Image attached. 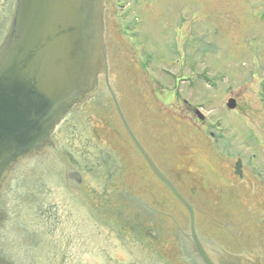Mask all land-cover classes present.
<instances>
[{
  "label": "flooded vegetation",
  "instance_id": "obj_1",
  "mask_svg": "<svg viewBox=\"0 0 264 264\" xmlns=\"http://www.w3.org/2000/svg\"><path fill=\"white\" fill-rule=\"evenodd\" d=\"M123 1H104L110 92L72 109L52 146L21 167L6 194L1 239L10 264H122L115 251L127 253L129 264H205L201 254L215 263L229 255L264 264L257 154L234 151L200 107L170 102L167 86L155 82L154 93L138 58L121 52L113 19ZM131 2L146 11L134 12L135 26L151 22L153 0ZM124 62L129 72L114 75Z\"/></svg>",
  "mask_w": 264,
  "mask_h": 264
},
{
  "label": "water",
  "instance_id": "obj_2",
  "mask_svg": "<svg viewBox=\"0 0 264 264\" xmlns=\"http://www.w3.org/2000/svg\"><path fill=\"white\" fill-rule=\"evenodd\" d=\"M104 1L0 0V264H10L1 237L10 212L6 194L21 167L52 146L53 131L72 109L99 90L110 92ZM129 69L124 62L112 72ZM234 107L228 101L227 109ZM114 255L122 264L131 261L125 252ZM201 258L205 264H258L229 255L217 263Z\"/></svg>",
  "mask_w": 264,
  "mask_h": 264
},
{
  "label": "rangeland",
  "instance_id": "obj_3",
  "mask_svg": "<svg viewBox=\"0 0 264 264\" xmlns=\"http://www.w3.org/2000/svg\"><path fill=\"white\" fill-rule=\"evenodd\" d=\"M148 8L151 22L135 26L131 0L115 5L113 22L121 24L117 38L124 52L138 58L155 94L159 82L174 94L170 102L200 107L220 140L234 151L257 154L263 173L264 0H153ZM182 75L190 80L180 81ZM232 99L235 107L229 110Z\"/></svg>",
  "mask_w": 264,
  "mask_h": 264
}]
</instances>
